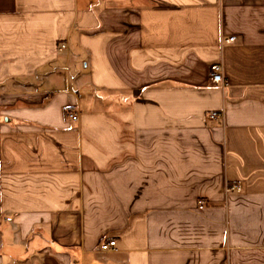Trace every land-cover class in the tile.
<instances>
[{"label": "crops", "instance_id": "crops-1", "mask_svg": "<svg viewBox=\"0 0 264 264\" xmlns=\"http://www.w3.org/2000/svg\"><path fill=\"white\" fill-rule=\"evenodd\" d=\"M0 264H264V0H0Z\"/></svg>", "mask_w": 264, "mask_h": 264}, {"label": "built area", "instance_id": "built-area-1", "mask_svg": "<svg viewBox=\"0 0 264 264\" xmlns=\"http://www.w3.org/2000/svg\"><path fill=\"white\" fill-rule=\"evenodd\" d=\"M225 44H232L235 42V38L234 37H229L227 39H225L223 41ZM65 49V46L62 45L60 46V49L59 50H64ZM210 83L213 84V85H221V86H224L226 85L225 83V80H224V76H223V69H222V66L219 64V65H215L212 67V69L210 70ZM207 118L209 120H215L217 118H219V115L218 113L216 112H212V113H209ZM70 119L72 121H75L76 120V116L75 115H71L70 116ZM200 205L202 206L203 205V202H200ZM115 247H116V242L114 240H110L108 242H105L103 244L100 245V250L101 251H104V252H109V251H113L115 250Z\"/></svg>", "mask_w": 264, "mask_h": 264}]
</instances>
